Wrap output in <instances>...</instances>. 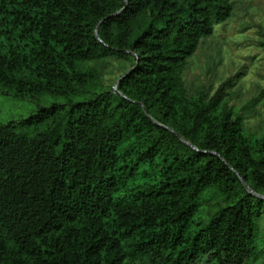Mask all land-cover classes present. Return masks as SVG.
I'll return each mask as SVG.
<instances>
[{
    "label": "trees",
    "instance_id": "trees-1",
    "mask_svg": "<svg viewBox=\"0 0 264 264\" xmlns=\"http://www.w3.org/2000/svg\"><path fill=\"white\" fill-rule=\"evenodd\" d=\"M232 12L0 0V88L67 99L0 124V264H264V127L247 128L260 97L237 108L235 79L193 95L183 79ZM112 59L130 64L117 89Z\"/></svg>",
    "mask_w": 264,
    "mask_h": 264
},
{
    "label": "rangeland",
    "instance_id": "rangeland-1",
    "mask_svg": "<svg viewBox=\"0 0 264 264\" xmlns=\"http://www.w3.org/2000/svg\"><path fill=\"white\" fill-rule=\"evenodd\" d=\"M230 2L231 17L217 24L212 36L201 40L197 51L188 59L183 79L190 95L202 87L212 88L214 94L222 82L235 79L236 84L225 100L239 108L260 97L247 121L249 130L259 131L264 127V0ZM129 69L130 64L125 61L110 60L104 70L106 85L116 88L117 77ZM65 104V97L44 94L33 100L19 97L14 90L0 88V124L19 123L38 114L42 107ZM214 192L213 189L206 191L203 201L213 197Z\"/></svg>",
    "mask_w": 264,
    "mask_h": 264
},
{
    "label": "water",
    "instance_id": "water-1",
    "mask_svg": "<svg viewBox=\"0 0 264 264\" xmlns=\"http://www.w3.org/2000/svg\"><path fill=\"white\" fill-rule=\"evenodd\" d=\"M96 35L98 36V30L96 31ZM127 75V74H126ZM126 75H124L123 77H125ZM122 77V78H123ZM121 78V79H122ZM120 79V80H121ZM119 81H117V83H118ZM116 83V84H117ZM115 89H117V86H116V88ZM117 92H119L118 90H117ZM146 112H147V110H146ZM224 159V158H223ZM225 160V159H224ZM241 180H242V182H243V184H244V186L246 187V189H248L252 194H255V195H258V196H260L259 194H257L255 191H253L252 189H250L249 187H248V185L244 182V180L241 178ZM260 197H262V198H264V196H260Z\"/></svg>",
    "mask_w": 264,
    "mask_h": 264
}]
</instances>
